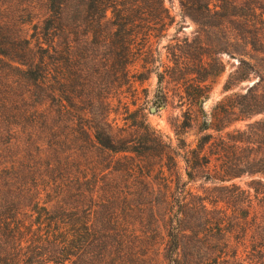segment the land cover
<instances>
[{"label":"trees","instance_id":"obj_1","mask_svg":"<svg viewBox=\"0 0 264 264\" xmlns=\"http://www.w3.org/2000/svg\"><path fill=\"white\" fill-rule=\"evenodd\" d=\"M178 2L181 17L195 25L191 40L175 38L178 67L189 56L205 68L227 53L239 59L236 80L257 76L229 104L220 103L221 112L214 111L213 120H203L200 130L212 132L199 136L191 149L187 179L201 168L206 180L223 184L220 200L226 208L211 210L203 198L186 202V183L177 182L172 190L164 176L156 195L146 180L140 182L147 188L141 196L152 195L160 208L152 204L148 212L137 210L138 226L95 225L86 216L74 222V211L41 202L35 178L19 176L12 162L0 173V264H264V197L257 198L264 188V0ZM38 3L41 11L33 12ZM174 22L163 0H0V57L17 74L10 83L0 81V109L18 113L29 101L39 126L48 130V113L53 111L55 123L60 122L63 101L71 100L67 93L90 84L94 74L85 71L87 65L111 64L128 76L130 63L141 55L147 67L154 43L167 36ZM30 27L34 45L24 36ZM71 65L75 70L70 74ZM62 69L69 72V86ZM157 76L161 82L162 73ZM186 93L195 102L207 98ZM46 102L48 107L38 112ZM257 115L262 117L243 129L227 130ZM91 129L95 142L113 152L140 156L166 147L154 131L140 134L138 144L117 145L103 122H94ZM242 176L257 177L248 184L255 204L249 191L225 185ZM143 215L147 224L141 222Z\"/></svg>","mask_w":264,"mask_h":264},{"label":"rangeland","instance_id":"obj_2","mask_svg":"<svg viewBox=\"0 0 264 264\" xmlns=\"http://www.w3.org/2000/svg\"><path fill=\"white\" fill-rule=\"evenodd\" d=\"M163 1L175 22L167 36L158 45L154 43L156 51L147 67H143L141 55H135L130 63L128 76L122 75L118 67L113 69L111 64L87 65L85 71L94 74L90 84L85 89L80 87L73 91V94L67 93L71 100L63 101L60 122L55 123L53 111L48 113V130L39 126V118L33 115L34 108L29 101L27 105L19 106L18 113L8 110L4 114L0 109V115L3 113L0 116V173L14 162L19 176L35 178L32 180L40 190L41 202L60 206L66 212L74 211L77 214L70 219L74 222L84 221L82 216H86L88 223L95 225L138 226L140 215L137 210L148 212L152 204L160 208L152 195L141 196L147 188L140 182L146 180L156 195L164 176L171 181L172 190L177 182L186 183V202L195 203L197 198H203L211 210L226 208V203L220 200L223 184L206 180V173L201 168L194 171L192 180L187 179L186 173L193 161L191 149L196 147L199 136L212 132L200 130L203 120H213L212 113L221 112L219 104H229V99L242 92L257 76L251 74L249 80H236L239 59L227 53L220 54L218 62L205 68L197 66L189 56L178 67L175 54H180L175 38L182 41L188 37L191 40L195 25L189 18L181 17L178 0ZM36 6L33 12H40L42 5L38 3ZM33 33L30 27L24 34L31 39L32 45L35 42L34 37H30ZM0 58L4 59L0 60V81L10 83L17 80L15 68L9 69L8 65L5 66L7 60L5 62L3 56ZM178 68H181L180 75L175 74ZM74 70L71 65L70 74ZM62 72L65 85L69 86V72L67 69ZM158 73L163 75L161 82ZM227 81L228 88L225 87ZM16 91L20 92L19 89ZM186 91L207 98L195 102ZM14 92L15 89H11L13 98ZM13 98L11 100L15 101ZM48 105V102L43 104L38 112ZM261 117L257 115L248 121L235 122L227 130L243 129L247 122ZM98 120L104 123L117 145L122 141L138 144L142 138L140 134L148 130L156 132L166 147L163 150L155 148L140 156L104 149L95 142L92 134L91 125ZM213 164L217 162L212 161ZM252 178L257 177L242 176L225 185L234 183L249 191L255 204L253 189L248 188ZM261 190L257 198L264 197V188ZM245 195L240 194L242 199ZM138 202L144 204L137 205ZM259 212L262 213L260 209ZM241 213V208L236 210L237 215ZM142 221L148 223L146 215Z\"/></svg>","mask_w":264,"mask_h":264}]
</instances>
